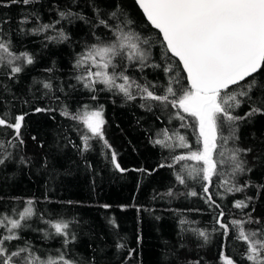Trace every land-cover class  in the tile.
I'll return each instance as SVG.
<instances>
[{
	"label": "trees",
	"instance_id": "trees-1",
	"mask_svg": "<svg viewBox=\"0 0 264 264\" xmlns=\"http://www.w3.org/2000/svg\"><path fill=\"white\" fill-rule=\"evenodd\" d=\"M0 264H264V63L210 100L136 0H0Z\"/></svg>",
	"mask_w": 264,
	"mask_h": 264
},
{
	"label": "water",
	"instance_id": "water-1",
	"mask_svg": "<svg viewBox=\"0 0 264 264\" xmlns=\"http://www.w3.org/2000/svg\"><path fill=\"white\" fill-rule=\"evenodd\" d=\"M136 1L190 85L210 100L262 67L264 0Z\"/></svg>",
	"mask_w": 264,
	"mask_h": 264
},
{
	"label": "rangeland",
	"instance_id": "rangeland-1",
	"mask_svg": "<svg viewBox=\"0 0 264 264\" xmlns=\"http://www.w3.org/2000/svg\"><path fill=\"white\" fill-rule=\"evenodd\" d=\"M88 123L92 129L98 130L100 127L101 118L98 116H89Z\"/></svg>",
	"mask_w": 264,
	"mask_h": 264
}]
</instances>
